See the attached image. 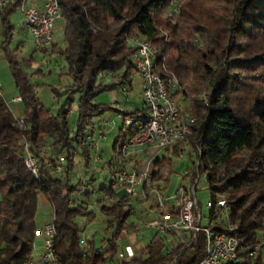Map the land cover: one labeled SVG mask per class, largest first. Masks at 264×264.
Masks as SVG:
<instances>
[{
  "label": "trees",
  "instance_id": "16d2710c",
  "mask_svg": "<svg viewBox=\"0 0 264 264\" xmlns=\"http://www.w3.org/2000/svg\"><path fill=\"white\" fill-rule=\"evenodd\" d=\"M23 1L15 0L0 10L2 49L23 112V126L18 127L0 94V264H27L32 258L41 193L52 207L54 256L59 264H104L112 260L120 232L133 226L129 221L133 204L128 196L112 191L113 202L99 200L106 231H112L102 253L92 238L81 236L76 222L78 216L90 214L86 204H69L76 188L69 183L76 150L81 148L88 168L91 154L86 141L94 132L93 119L113 109L93 103L99 93L117 87L97 82V76L102 71L122 72L121 80L130 87L136 72L126 40L132 35L152 42L159 74L173 75L179 84L176 93L190 97L191 130L184 141L172 146V151L177 155L181 145H189L196 157L190 173L205 172L210 198L215 200L223 194L230 204L228 220L234 229L229 233L242 246L240 260L232 264H264V250L255 256L246 255L261 240L259 232L264 239V93L256 95L258 91H254L244 97L241 75L234 71L241 68L253 72L251 79L264 86V0H184L175 20L164 16L169 0H58L66 44L59 54L66 62L71 84L62 94L53 89L56 96L65 97L56 114L40 103L28 73L16 54L6 48L13 30L9 17ZM207 3L211 7L203 12ZM260 36V46L250 51V41ZM195 39L205 48H197ZM49 48L54 51L56 47L52 43ZM171 50L174 55H170ZM76 94L77 118L72 131L69 110ZM244 100L248 110L241 113L238 105ZM143 112L140 108L128 114ZM179 112L181 115L180 107ZM22 141L30 144L42 163L63 158L64 173L54 176L42 168L34 178L22 160ZM41 146L49 148L46 154L40 153ZM112 148L118 154V141ZM171 164L166 156L154 159L152 183L163 178L167 181ZM101 190L104 193L109 188ZM213 228L228 231L222 224ZM204 251L202 231L191 234L187 241H178L175 233L167 232L150 241L140 255L119 264H195Z\"/></svg>",
  "mask_w": 264,
  "mask_h": 264
},
{
  "label": "built area",
  "instance_id": "2783aa9c",
  "mask_svg": "<svg viewBox=\"0 0 264 264\" xmlns=\"http://www.w3.org/2000/svg\"><path fill=\"white\" fill-rule=\"evenodd\" d=\"M15 0H0V10L14 3ZM184 0H169L164 11V16L175 20L180 14V6ZM23 19V29L31 38L36 51L44 53L53 43V32L55 22L61 18V11L58 0H42L41 6L28 5L27 0L19 6ZM127 46L131 50V59L135 72L141 79V114H124L123 128L126 135L118 142V156L111 161L109 170V181L107 187L109 191L103 193V200L111 203L115 198L112 191L128 196L130 199L141 192L143 199L152 193L157 200L156 209L158 213H164L166 204L174 202L169 209L170 213H175L176 217H169L168 213L162 214L164 217L148 219L143 222L145 229L155 232L157 235L167 232L175 233L178 241H187L191 234L202 231L205 236V251L202 259L195 264H232L240 260L242 249L240 240L231 235L233 225L225 215L226 221L222 219L223 210H230V204L224 199L223 194L215 200H208L207 208L214 211L209 212L206 224H202V213L195 196V185L201 173H189L188 184L177 187L171 194L163 190L152 187V172L149 162L142 169H139L131 157L143 154L152 150L156 154L163 152L172 155L171 148L177 142L185 140L190 133L193 118L189 115L181 117L179 105L174 98L179 90V84L173 75L163 77L159 74L155 65V49L152 42L139 36H129L126 40ZM110 77L121 82L120 88L123 93L128 91L125 80H121L122 72L102 71V77L108 74ZM1 94V90H0ZM21 97L18 95L11 98V102L20 103ZM72 109L69 110V114ZM15 118L18 127L23 126L22 116ZM105 140V135L100 132L97 135L89 136L86 146L89 151L98 147L100 141ZM186 143L180 147L178 154L183 156ZM40 153L46 154L49 148L40 147ZM22 160L24 166L30 171L34 178L39 176L42 168L47 169L52 175L59 176L64 173L66 163L63 158L53 162L46 159L44 163L40 161L27 141H22ZM155 154V155H156ZM98 157L95 162H99ZM108 164V163H107ZM95 174V169L91 175ZM205 177H206V173ZM146 186V189L142 187ZM81 203L80 199L69 200L70 205ZM54 216L43 226V253L36 260H29L27 264H59L54 256L55 227ZM222 224L228 231L215 230L213 226ZM85 244L84 239L81 240ZM264 250V242L253 245L246 255L255 256L259 251Z\"/></svg>",
  "mask_w": 264,
  "mask_h": 264
},
{
  "label": "rangeland",
  "instance_id": "374dc122",
  "mask_svg": "<svg viewBox=\"0 0 264 264\" xmlns=\"http://www.w3.org/2000/svg\"><path fill=\"white\" fill-rule=\"evenodd\" d=\"M28 5H34L33 2L27 1ZM211 7L210 3L203 6V12ZM23 19L21 15L20 7H18L9 17V24L13 27L12 37L7 45V50L9 52H14L16 57L22 64L24 70L28 73L31 83L33 84L34 92L39 99L40 103L49 110L50 113L56 114L61 104L65 101V97L60 95L56 96L53 89L58 90L62 94L65 90L66 84L63 78L66 76V62L59 50L64 49V21L59 18L55 22L54 32H53V43L55 45V50L52 51L48 48L47 52L41 53L35 50L31 38L23 29ZM168 39H174L172 36H168ZM260 38L252 39L250 41V51H255L261 44ZM3 41V25L1 23L0 17V90L1 95L6 102V104L14 110L13 113L18 114L17 107L20 109V116H22V103H12L11 98L18 96V92L14 86L13 78L9 70L7 60L4 57V51L2 49ZM197 42V48L203 49L202 41L195 39ZM175 51L171 50L170 55H174ZM241 75V90L244 97H250L254 94V91H258L259 95L264 93V86L257 82L254 78L251 79L253 72L242 70L241 68H236L234 70ZM111 74L109 73L105 77H102L101 72L97 76V82L103 84H111ZM261 91V92H260ZM121 88H116L114 90H106L99 93L93 103L96 105H106L112 107L116 102H113L112 95L119 97V102L121 107H117L118 111L107 110L103 112L100 116H96L93 119V131L96 134L102 132L105 135V140L98 143V147L95 148L91 153L93 161L90 162L89 167L85 165L83 159L82 150L80 147L77 148L76 154L74 155V168L69 176V183L76 188L71 194V198L77 197L78 192H90L88 201L86 203L88 212L90 214L84 216H78L76 222L78 226L83 230L84 236L93 238L98 246L101 245L104 238L109 234L106 231V222L103 213L100 210V205L98 203L99 199H102L101 188L106 186L109 181L108 169L105 167L106 162L110 160L113 156V144L119 137L122 136L123 128V116L130 112H134L136 109L141 108L142 103L139 95L133 92H126L128 96V103L122 100L120 95ZM125 94V93H124ZM254 96V95H253ZM180 110L181 117L189 115V104L190 97L183 96L180 91L174 95ZM77 94L71 104L72 112L69 114V127L72 131L75 129L76 118H77ZM113 108V107H112ZM246 100L242 101L241 105H238L239 112L244 113L247 109ZM112 111L113 115L110 117L108 112ZM121 138V137H120ZM95 154L101 157L100 161L102 163L95 162ZM164 156L163 152L160 153L159 157ZM62 157V156H61ZM172 161L170 167V174L167 181L158 182L152 184L153 188L157 190H163L171 194L177 187L181 185H187L189 179V173L191 168L195 166L196 157L193 155L192 148L189 145H185L183 150V156L179 154L168 155ZM95 169L94 180L91 181V171ZM166 170L163 173V177ZM205 172H201L200 177L195 185V196L198 201V205L202 213V224H206V218L209 215V208H207L206 203L210 200V190L206 181ZM84 198V194L82 195ZM224 199V195L222 196ZM140 207L136 208V214L139 215ZM146 208L144 209L145 212ZM52 207L49 201L45 199L44 194L38 195L37 210L38 215V226L43 220L51 216ZM226 217H229V210H223L222 219L226 221ZM133 232V231H132ZM260 241L258 243L264 242L262 239V232H259ZM149 238L145 237L142 241L145 244L149 242ZM123 251L125 255L128 256L127 247H125V241L119 242V254L122 257ZM37 253L32 251V260L36 261ZM118 257V258H120ZM104 264H118V260L112 259L106 261Z\"/></svg>",
  "mask_w": 264,
  "mask_h": 264
},
{
  "label": "crops",
  "instance_id": "0c3cea01",
  "mask_svg": "<svg viewBox=\"0 0 264 264\" xmlns=\"http://www.w3.org/2000/svg\"><path fill=\"white\" fill-rule=\"evenodd\" d=\"M32 2V1H31ZM41 2L42 0H35L33 1L34 5L35 6H41ZM54 44V43H53ZM66 47V44L64 46V48ZM112 79V84H117V87L116 88H120V85H119V82L115 79H113V77H111ZM63 81L66 83L64 84L65 86H68L71 84V78L66 75L64 78H63ZM115 88V89H116ZM140 88H141V79L139 77V75H137V73H135L132 77H131V85L130 87L128 88V91L130 92H133V93H136L139 95V98L141 100V103H142V97H141V91H140ZM127 91V92H128ZM120 95L122 96V100H124V102L128 103V96L126 95V93L124 94L122 91L120 92ZM112 100L113 102H116L112 107H113V111H118L117 110V107H121V103L119 102V97L116 96V95H112ZM13 103V102H12ZM18 104V103H16ZM7 105V104H6ZM8 106V105H7ZM142 107V106H141ZM8 108L10 109V111L12 112L13 116L14 117H17V116H20V109L19 107H17V111H18V114L16 115L15 112L13 113L14 110H11V108L8 106ZM140 109V108H139ZM139 109H136V110H139ZM109 116L111 117L113 115L112 111L108 112ZM93 136L97 135L96 132H93L92 134ZM122 135V134H121ZM126 135V133H125ZM121 137V138H120ZM119 137V140H116V141H120L123 137L120 136ZM182 146V145H181ZM180 146V147H181ZM179 147V149H180ZM94 150V149H93ZM93 150H91L90 152H92ZM179 151V150H178ZM161 152L157 153L155 151H152V150H149V151H146L145 153L143 154H139V155H136V156H133L130 158V160H133L135 161V164L138 166L139 169H142L144 166L147 165V163L149 162V167L153 170V167H152V162L154 159H156L157 157H159ZM171 153L174 154V152L172 151V148H171ZM91 154V153H90ZM156 154V155H155ZM117 153H115V151H113V156L110 158L109 161H113L115 158H117ZM164 156H168L167 154L163 153ZM96 157H98L99 159H101V157H99L98 154H95ZM163 157V156H161ZM93 161V158L91 156V162ZM108 161V162H109ZM103 161H99L97 163H102ZM106 162V168H107V163ZM108 173H109V170H108ZM165 182L164 181V178L161 179L159 182ZM154 184V183H153ZM107 186V185H106ZM103 188V187H102ZM143 189H146V186H143L142 187ZM165 193L166 190L164 191ZM103 193V192H102ZM84 194V198H83V195ZM90 195V192H78V195L76 198L74 199H80L81 203H84L86 204L87 201H88V197ZM103 196V195H102ZM71 198V197H70ZM45 199L48 201V199L45 197ZM72 199V198H71ZM101 200L102 202H105L103 200V197L102 199H99ZM98 200V203L100 204ZM131 203L133 204V213L131 215V217L129 218V221L133 223V226L128 228V229H125V230H122L118 236V251L117 253L114 255L113 259H116L118 260V264L123 261V260H130L131 258L135 257V256H138L142 253V251L144 250L145 246L150 242V241H155L159 235H157L155 232L151 231V230H148V229H145L144 226H143V222L145 220H148V219H155V218H158V217H164V215L162 214H165V213H168L169 217H172V218H175V213H170L169 212V209L171 207H173L174 205V202L173 201H170L166 204V207L164 209V213H158L157 209H156V206H157V200H156V196L155 194H151L149 195L147 198L143 199L141 197V192L138 193L137 196L131 198ZM137 207H140V211H139V215H137L136 213V208ZM146 208L145 212H144V209ZM53 216V212H51V216H49L48 218H46L45 220L42 221V223L39 224L38 226V215L36 214L35 216V219H36V226H37V234L35 236V239H34V243H33V250L34 252L37 253V258L36 260L41 256V254L43 253V233H42V228L43 226L52 218ZM133 231V232H132ZM109 234L104 238V240L102 241L101 245L98 246L96 244L97 247H99L100 251L103 253L106 249H107V238L112 234V231H108ZM81 236L84 238V239H88L89 237H85L84 236V232L82 230L81 232ZM145 237H148L149 238V242L147 244L143 243V242H140L143 240V238ZM93 239V238H92ZM94 240V239H93ZM95 241V240H94ZM125 241V247H127V252H128V256L125 255V252L123 251L122 253V257H120L119 254V242H124ZM96 243V242H95ZM120 257V258H118ZM32 260V258H31Z\"/></svg>",
  "mask_w": 264,
  "mask_h": 264
}]
</instances>
